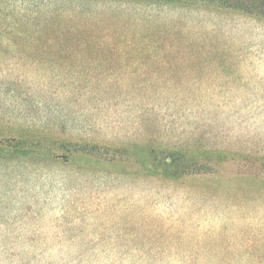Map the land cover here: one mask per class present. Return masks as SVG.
I'll list each match as a JSON object with an SVG mask.
<instances>
[{
  "label": "rangeland",
  "instance_id": "obj_1",
  "mask_svg": "<svg viewBox=\"0 0 264 264\" xmlns=\"http://www.w3.org/2000/svg\"><path fill=\"white\" fill-rule=\"evenodd\" d=\"M0 264H264V0H0Z\"/></svg>",
  "mask_w": 264,
  "mask_h": 264
},
{
  "label": "trees",
  "instance_id": "obj_2",
  "mask_svg": "<svg viewBox=\"0 0 264 264\" xmlns=\"http://www.w3.org/2000/svg\"><path fill=\"white\" fill-rule=\"evenodd\" d=\"M184 45H185V44H184ZM202 53H203V50L199 49L198 51H196V52L194 53V56H193V57H197L198 55H200V54H202ZM181 160H182V159L174 160V161L171 162V163H172L171 165L166 164V166H167L169 169H172V167H174L176 164H178V162L180 163ZM175 162H177V163H175ZM176 166H178V165H176Z\"/></svg>",
  "mask_w": 264,
  "mask_h": 264
}]
</instances>
